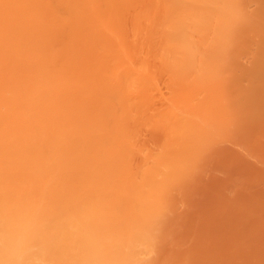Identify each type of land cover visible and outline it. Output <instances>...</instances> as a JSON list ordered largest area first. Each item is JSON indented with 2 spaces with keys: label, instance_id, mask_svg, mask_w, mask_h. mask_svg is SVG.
<instances>
[{
  "label": "bare ground",
  "instance_id": "1",
  "mask_svg": "<svg viewBox=\"0 0 264 264\" xmlns=\"http://www.w3.org/2000/svg\"><path fill=\"white\" fill-rule=\"evenodd\" d=\"M238 2L0 0V264H264V0Z\"/></svg>",
  "mask_w": 264,
  "mask_h": 264
},
{
  "label": "rangeland",
  "instance_id": "2",
  "mask_svg": "<svg viewBox=\"0 0 264 264\" xmlns=\"http://www.w3.org/2000/svg\"><path fill=\"white\" fill-rule=\"evenodd\" d=\"M238 1H239V0H237V3H239ZM241 3L244 4V2L241 1V2L239 3V5H240ZM243 4H241V6H242ZM237 5H238V4H237ZM246 5H248V4H245V5L243 6V8H244ZM200 6H201V5H200ZM203 6H204V5H203ZM246 9H247V10H246ZM246 9L244 8V11L242 10L243 12H238V14H243V13H245V10H246V11H250L249 9L252 10V8H250V7L247 8V6H246ZM240 10H241V8L238 9V11H240ZM251 12H252V11H251ZM238 14H237V15H238ZM245 15H246V14H245ZM245 15H243V17H241V15H239V16H237V18H236V17H235V18H236L237 21H238V19H240V18H241V19H242V18L244 19V16H245ZM247 15H248V12H247ZM247 15L245 16L246 18H247ZM224 16H225V17H222V16H221V17H222V20H223L224 22H226L225 25L227 26V28H225L226 26L224 25V26H223L224 28H223V27H222V28L224 29L225 32H224L223 30H220L221 26L223 25V24H222V25L220 26V28H217V29H219V31L216 32L217 34H215V35H218V34H219V35H222V36H223V39H224V36H225V39H224V40H226V39L228 38L229 40H228V39H227V40H228L229 42L232 43V45H231V44H229V42L226 40L227 45H228V46H230V45L232 46V47H230V50L227 51L228 54H229V56H230L231 54L229 53V51H231V48H232V51H233V48H234L233 43H236V42H238L239 40H242V39H240V38L237 36V34H235V33L238 31V30H237V27H236L237 24H234V26H235V25H236V26H235V28L233 27V28H234V29H233V28H232V23H231L229 20L226 21V19H229V16H230V15L227 14V16H226L225 13H224ZM230 17H231V16H230ZM231 18H232V19H231ZM231 18H230L231 21H233L234 17H231ZM234 20H235V19H234ZM239 21L241 22V20H239ZM239 21L236 22V23L239 24ZM206 22H207V24H208V21H206ZM234 22H235V21H234ZM204 24H205V23H204ZM219 25H220V23H219V21H218L217 25H215V26H219ZM203 26H204V25H203ZM203 26H202V27H203ZM205 26H207V25L205 24ZM208 26H209V24H208ZM228 26H229L230 29L228 28ZM203 29H204V28H203ZM214 29H215V28H214ZM217 29H216L215 31H217ZM225 29H226V30H225ZM227 29H229V33H227V31H228ZM231 30H232V31H231ZM210 32H211V31H210ZM219 32H220V33H219ZM221 32H223V34H222ZM230 32H232V34H231L232 36L230 35ZM234 32H235V33H234ZM226 34H227V35H226ZM228 35H229V36H228ZM234 35H236L237 37H235ZM226 36H228V37L226 38ZM215 37H218V36H215ZM229 37H230L231 39H230ZM232 38H233V42H232ZM237 38H239V39L237 40ZM223 39H222L221 36H219V40L222 41ZM234 39H235V40H234ZM214 40H215V39H214ZM219 40L216 39V41H218V44H220V41H219ZM194 43L197 44L198 42H194ZM214 43H215V42H214ZM221 43H223V42H221ZM226 43H225V41H224V44L218 46V47H220V49H218V50L221 51V49L223 48L222 46L226 45ZM190 44H191L192 46L194 45V44H192L191 42H190ZM196 44H195V45H196ZM216 44H217V43H216ZM218 44H217V45H218ZM191 45H190V47H191ZM195 45H194V46H195ZM217 45H215V47H217ZM196 46H197V45H196ZM196 46H195V47H196ZM198 46H200V45L198 44ZM212 47H213V46H212ZM212 47H211V48H212ZM191 48H192V47H191ZM197 48H198V47H197ZM200 48H201V47H200ZM213 48H214V47H213ZM225 48H226V47H225ZM228 48H229V47H228ZM193 49H195V48H193ZM214 49H215V52H216V48H214ZM195 50H196V49H195ZM201 50H202V49H200V52H203V50H202V51H201ZM210 50H211V49H210ZM222 50H224V49H222ZM190 51H191V52H190ZM193 51H194V50H192V49L189 50V55H191V53H192ZM197 51H198V52H197ZM197 51H196L197 54H200L199 49H197ZM211 51H213V50H211ZM224 51H225V50H224ZM213 52H214V51H213ZM215 52H214V53H215ZM227 52H226V53H227ZM194 53H195V52H194ZM194 53H193V54H194ZM203 53H204V52H203ZM216 53H217V55H218V52H216ZM219 53H220V52H219ZM221 53L223 54L224 52L222 51ZM193 54H192V55H193ZM211 54H212V52H211ZM211 54H210V59L212 58ZM224 54H225V53H224ZM228 54H227V58H229ZM194 55H195V54H194ZM214 55H215V54H213V56H214ZM220 55H221V54H220ZM208 56H209V55H208ZM222 56H223V55H221V56H219V55L216 56V61L220 62V64L222 63L221 61H224V60H225V59L222 60V59H223ZM218 57H220V58H218ZM223 57L225 58L226 56H223ZM189 58H190V57H189ZM213 58H215V57H213ZM221 58H222V59H221ZM190 59H192V58H190ZM226 60H227V59H226ZM214 64H215V61H214ZM218 64H219V63H218ZM220 64H219V65H220ZM216 66H217V65H216Z\"/></svg>",
  "mask_w": 264,
  "mask_h": 264
}]
</instances>
